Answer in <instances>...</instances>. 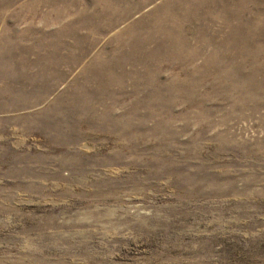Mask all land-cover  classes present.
Here are the masks:
<instances>
[{
	"label": "rangeland",
	"instance_id": "obj_1",
	"mask_svg": "<svg viewBox=\"0 0 264 264\" xmlns=\"http://www.w3.org/2000/svg\"><path fill=\"white\" fill-rule=\"evenodd\" d=\"M0 264H264V0H0Z\"/></svg>",
	"mask_w": 264,
	"mask_h": 264
}]
</instances>
